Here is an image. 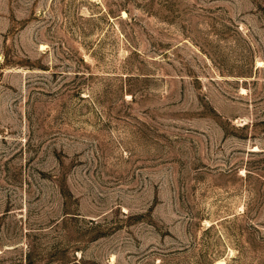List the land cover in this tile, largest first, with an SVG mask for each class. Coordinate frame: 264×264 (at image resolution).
Wrapping results in <instances>:
<instances>
[{"label":"rangeland","instance_id":"obj_1","mask_svg":"<svg viewBox=\"0 0 264 264\" xmlns=\"http://www.w3.org/2000/svg\"><path fill=\"white\" fill-rule=\"evenodd\" d=\"M0 264H264V0H0Z\"/></svg>","mask_w":264,"mask_h":264}]
</instances>
